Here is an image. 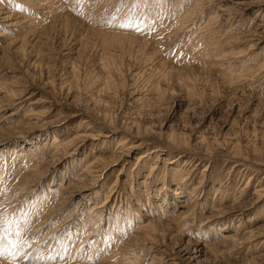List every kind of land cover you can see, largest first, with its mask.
I'll return each instance as SVG.
<instances>
[{"label":"rangeland","instance_id":"rangeland-1","mask_svg":"<svg viewBox=\"0 0 264 264\" xmlns=\"http://www.w3.org/2000/svg\"><path fill=\"white\" fill-rule=\"evenodd\" d=\"M256 25L264 0H0V264H264Z\"/></svg>","mask_w":264,"mask_h":264},{"label":"bare ground","instance_id":"bare-ground-1","mask_svg":"<svg viewBox=\"0 0 264 264\" xmlns=\"http://www.w3.org/2000/svg\"><path fill=\"white\" fill-rule=\"evenodd\" d=\"M239 2V1H238ZM236 5H238V4H236ZM234 7H236L235 5H234ZM231 8V7H230ZM229 9V8H228ZM232 9V8H231ZM240 9V8H239ZM245 9V8H244ZM222 11V10H221ZM223 12V11H222ZM221 12V13H222ZM227 13H228V11H226ZM237 12V11H236ZM242 12V11H241ZM224 13V12H223ZM226 13V14H227ZM232 13V12H231ZM227 16V15H226ZM228 21H234V17H231V14H230V11H229V15H228ZM11 18V17H10ZM9 17H8V19H10ZM5 16L2 18V21H5ZM220 19V18H219ZM9 22V21H8ZM5 23V22H4ZM18 23H16V25H17ZM231 24V23H230ZM11 26V25H10ZM261 25H256V28H254V32L253 31H251V33H248L247 32V34H249L248 36L250 37L251 36V38L250 39H247V40H245L246 42H248V43H251V45L250 46H255V45H257V43H259L260 42V40H262L263 38H264V28L263 27H260ZM248 31V30H247ZM253 32V33H252ZM260 34H262V35H260ZM245 37V36H244ZM15 113H11L10 115H8L9 117L10 116H13ZM122 156V155H121ZM87 169V168H86ZM88 173V172H87ZM90 173V172H89ZM92 173H96V172H92ZM82 174V173H81ZM83 178V177H82ZM81 178V179H82ZM91 178H93V176H91ZM80 179V180H81ZM86 179V178H85ZM79 180V179H78ZM92 180V179H91ZM87 181V180H86ZM90 181V180H89ZM95 181V180H94ZM94 181H91L90 183H87L89 186H91V187H94V185H96V183L94 182ZM88 185L86 186V187H88ZM82 186V185H81ZM68 187V186H67ZM84 187V186H83ZM70 188V187H69ZM76 188L77 187H72V189H70V192H69V197H73V196H78L80 193H84L85 191H88L89 189L88 188H86V189H84V190H76ZM79 188V187H78ZM65 189V188H64ZM67 189V188H66ZM193 190V189H192ZM259 190V189H258ZM260 192V191H259ZM193 194H194V192L193 191H191L190 193H189V195H191L192 197H193ZM68 200V199H67ZM63 202V201H62ZM67 202V201H66ZM185 202V201H184ZM64 204V203H63ZM182 206V205H181ZM186 209H187V207H188V205L186 204ZM239 207V206H238ZM243 208V207H242ZM232 210V209H231ZM234 210V209H233ZM238 211V210H237ZM53 212V211H52ZM176 212V211H175ZM181 212V211H180ZM184 212V211H183ZM54 214V213H53ZM180 214H183L184 215V213H180ZM176 217V216H175ZM174 217V218H175ZM177 217H178V215H177ZM177 217H176V219H177ZM180 217L181 216H179V219H180ZM173 218V219H174ZM208 218V217H207ZM167 221V220H166ZM152 223L154 222V221H151ZM171 222V221H170ZM151 223V224H152ZM157 225V224H156ZM156 225H155V227H156ZM191 227V226H190ZM151 228V227H150ZM223 228V226L222 227H220V229H222ZM257 228H259V229H261V227L260 226H258ZM259 229H254V230H259ZM186 230V229H185ZM252 231V230H251ZM255 232V231H254ZM263 233V232H262ZM262 233H261V235H262ZM152 234V233H151ZM247 234H249V233H247ZM246 234V235H247ZM254 234V233H253ZM255 234H256V232H255ZM258 234V233H257ZM256 234V235H257ZM224 235V234H223ZM222 235V236H223ZM251 235V234H250ZM260 235V234H259ZM255 236V235H254ZM232 237L233 236H231V235H224L223 237H222V239H221V244L222 245H224L225 243H226V241L227 240H229V239H232ZM249 237V236H248ZM235 238V237H234ZM251 238H255V237H251ZM250 238V239H251ZM233 241H234V239H232ZM252 240V239H251ZM190 241V240H189ZM216 241V240H215ZM231 242V241H230ZM187 243V242H186ZM218 244V243H217ZM228 244V243H227ZM185 245H187V244H185ZM220 245V244H219ZM221 245V246H222ZM229 245V244H228ZM244 245V244H243ZM183 246V245H182ZM203 246H205V245H203ZM220 246V247H221ZM202 247V246H201ZM230 247V246H229ZM206 248H207V246H206ZM216 248H217V246H216ZM225 248V247H224ZM228 248V247H227ZM186 249V248H185ZM199 249V248H198ZM208 249V248H207ZM222 249V248H221ZM226 249V248H225ZM230 248H228V250H229ZM174 250V249H173ZM194 250V249H193ZM227 250V249H226ZM177 251V250H176ZM198 251V250H197ZM180 252V251H179ZM192 252V251H191ZM190 252V253H191ZM194 252V251H193ZM203 252V251H202ZM201 252V253H202ZM183 253V252H182ZM197 255V254H196ZM263 255V254H262ZM179 256V255H178ZM185 256V255H184ZM193 256V255H192ZM261 256V255H260ZM264 256V255H263ZM186 257V256H185ZM177 258H180V257H177ZM189 258H190V256H189ZM193 258H195V257H193ZM197 259V258H196ZM199 259V258H198ZM181 260H183V259H181ZM189 260V259H188ZM190 261H191V258H190ZM196 261V260H195ZM181 262V261H180ZM190 263V262H189ZM260 263V262H259Z\"/></svg>","mask_w":264,"mask_h":264}]
</instances>
